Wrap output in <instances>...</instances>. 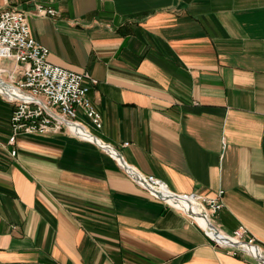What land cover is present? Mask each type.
<instances>
[{
    "label": "crops",
    "instance_id": "1",
    "mask_svg": "<svg viewBox=\"0 0 264 264\" xmlns=\"http://www.w3.org/2000/svg\"><path fill=\"white\" fill-rule=\"evenodd\" d=\"M13 9L50 63L98 80L102 128L78 120L118 157L67 130L21 136L12 157L0 94V264H261L129 167L179 195L224 191L213 225L245 226L264 255V0H0Z\"/></svg>",
    "mask_w": 264,
    "mask_h": 264
},
{
    "label": "built area",
    "instance_id": "2",
    "mask_svg": "<svg viewBox=\"0 0 264 264\" xmlns=\"http://www.w3.org/2000/svg\"><path fill=\"white\" fill-rule=\"evenodd\" d=\"M38 13L52 17L57 15L55 10L43 7L38 8ZM49 54V49L33 37L24 12L14 9L0 12V61L8 60L15 63L13 68H1L0 77L10 73L8 83L25 94V96H5L14 104L10 119L11 134L6 144L10 148L12 157L17 156L15 146L21 136L50 135L67 130L81 137L71 127V124H75L86 129L78 120L81 114L90 119L97 128H102V116L90 97L91 88L98 84V80L88 73H77L50 63ZM131 175L135 182L154 197L184 212L218 246L229 249L234 255L241 252L258 261L252 253L239 245L220 243L187 211L188 209L180 208L170 201L182 200L187 203V207L193 206V202H196L212 221L213 215L224 207V191H220L214 198H205L197 194L179 195L172 192L165 182L155 176H144L137 171ZM226 236L239 244L256 247L262 253L256 238L245 226L239 227L233 235Z\"/></svg>",
    "mask_w": 264,
    "mask_h": 264
},
{
    "label": "bare ground",
    "instance_id": "3",
    "mask_svg": "<svg viewBox=\"0 0 264 264\" xmlns=\"http://www.w3.org/2000/svg\"><path fill=\"white\" fill-rule=\"evenodd\" d=\"M0 93H2V95L3 94L6 95L7 97L25 96V94L21 90L17 89L12 84L6 82L1 77H0ZM71 127L73 131L77 133L78 135H80L81 137L98 142L103 148L112 151L118 157L117 153L110 146H107L103 144L102 142L98 141L94 136L90 134L88 130H86L82 126L71 124ZM129 168L132 172H135L133 168L131 167ZM170 201L172 204L180 208L188 209L187 211L199 221V223L204 227V229H206L209 232V234L213 238H215L216 240H219L220 243H224V244L226 243L231 246L239 245L243 247L244 249H246L247 251H249L250 253H252L260 261L261 264H264V255L260 252L258 248L250 246V245L242 244V243L239 244V242H237L234 239L233 240L228 239V237L225 234H223L217 228H215L212 221H210V219L208 218L206 212L199 205H197L196 202H193V206L187 207V203H185L182 200L177 199V200H170Z\"/></svg>",
    "mask_w": 264,
    "mask_h": 264
},
{
    "label": "rangeland",
    "instance_id": "4",
    "mask_svg": "<svg viewBox=\"0 0 264 264\" xmlns=\"http://www.w3.org/2000/svg\"><path fill=\"white\" fill-rule=\"evenodd\" d=\"M10 65H11V62L8 61V60H4V61H0V69L3 68V67H8L10 69ZM2 78L3 80H5L6 82H10V73H5L2 75ZM2 94V93H0ZM4 95V94H3ZM6 96V95H4Z\"/></svg>",
    "mask_w": 264,
    "mask_h": 264
},
{
    "label": "water",
    "instance_id": "5",
    "mask_svg": "<svg viewBox=\"0 0 264 264\" xmlns=\"http://www.w3.org/2000/svg\"><path fill=\"white\" fill-rule=\"evenodd\" d=\"M123 164H125L124 162H123ZM126 165V164H125Z\"/></svg>",
    "mask_w": 264,
    "mask_h": 264
}]
</instances>
